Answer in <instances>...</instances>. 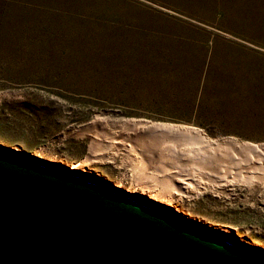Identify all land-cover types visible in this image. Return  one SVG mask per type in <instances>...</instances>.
I'll use <instances>...</instances> for the list:
<instances>
[{
  "label": "rangeland",
  "instance_id": "374dc122",
  "mask_svg": "<svg viewBox=\"0 0 264 264\" xmlns=\"http://www.w3.org/2000/svg\"><path fill=\"white\" fill-rule=\"evenodd\" d=\"M136 120L264 146V0H0L2 147L72 175L86 168L132 189L103 186L130 209L264 255V155L146 138ZM142 140L161 181L137 185L131 146ZM176 172L189 186L173 194L163 180Z\"/></svg>",
  "mask_w": 264,
  "mask_h": 264
},
{
  "label": "water",
  "instance_id": "95a60500",
  "mask_svg": "<svg viewBox=\"0 0 264 264\" xmlns=\"http://www.w3.org/2000/svg\"><path fill=\"white\" fill-rule=\"evenodd\" d=\"M11 150L0 145V264H264L237 236L240 247L190 238L163 213L130 209L87 182L102 184L93 177Z\"/></svg>",
  "mask_w": 264,
  "mask_h": 264
},
{
  "label": "bare ground",
  "instance_id": "6f19581e",
  "mask_svg": "<svg viewBox=\"0 0 264 264\" xmlns=\"http://www.w3.org/2000/svg\"><path fill=\"white\" fill-rule=\"evenodd\" d=\"M119 123V122H118ZM130 123V122H129ZM133 125V128L138 132V133H141V134H143V135H145V134H147V137L146 138H149V137H151V138H153V139H155L154 137H159L160 136V138H164L163 140H165V138H174V137H178V136H183L184 138H189V139H193V140H196V141H198L200 144L201 143H203V144H205L208 148H211V150L212 149H215V148H237L238 150H246V151H250V152H252V151H254V155H255V152H257L259 155H264V146H255V145H253V144H251V143H244V142H240V141H238L237 139H234V138H229V139H225V140H221L220 138L219 139H216V140H212V139H210V138H208L207 136H205L202 132H200L199 130H197V129H195V128H192V127H188V126H182V125H174V124H166V123H156V122H150V121H145V120H136V121H133V122H131ZM92 124H93V122H92ZM108 124V123H107ZM100 125V124H99ZM129 124H127V126H128ZM95 126V125H94ZM131 126V127H132ZM96 127V126H95ZM167 139V140H168ZM151 140V139H150ZM156 140V139H155ZM162 140V141H163ZM170 140V139H169ZM167 141V142H174V141ZM174 140H176L175 138H174ZM177 140H178V138H177ZM144 140H142V142H143ZM185 141V140H184ZM192 141V140H191ZM165 142V141H164ZM176 142H178V141H176ZM163 143V142H162ZM166 143V142H165ZM188 143V145H189V142H187ZM156 144H158V143H156ZM193 144V143H192ZM104 145V144H103ZM145 145H147L146 144V141H144L143 142V145H141L140 147L141 148H136L135 146H131V151L132 150H134L133 152H136L137 153V156H135L136 158H137V163H136V166H135V168H134V177H135V182L137 183V185H138V183H141V180L143 179H145V178H148V180H146L147 182H146V184L147 183H150V181L152 182L153 180H152V178H156V175H155V177H154V175H153V166L152 165H154V163L152 164V160L153 159H155V157H154V155L155 154H153L152 153V150H148V149H145L143 146H145ZM151 145V144H150ZM153 145H154V143H153ZM159 145V144H158ZM169 145V144H168ZM168 145H166V147L168 146ZM173 145H175V144H173ZM184 145V144H183ZM139 146V145H138ZM200 146V145H199ZM100 147V146H99ZM154 147V146H153ZM152 147V148H153ZM156 147V146H155ZM159 147H163V146H159ZM170 147V146H169ZM201 148H203L202 146H200ZM151 148V147H150ZM173 148V147H172ZM12 149V148H11ZM15 149H17V150H15V151H19V148H15ZM101 149V148H100ZM156 149H158V148H156ZM155 149V150H156ZM171 149V148H170ZM177 149V148H176ZM193 149V148H192ZM207 149V148H206ZM13 151H14V149H12ZM195 150V149H194ZM208 150H210V149H208ZM227 150V149H226ZM14 151V153L16 154V152ZM173 151V150H172ZM95 152V151H94ZM166 152V151H165ZM169 152V151H168ZM179 152H182V151H179ZM178 152V153H179ZM184 152V151H183ZM244 152V151H243ZM167 153V152H166ZM177 153V154H178ZM200 153V152H199ZM211 153V152H210ZM159 154V153H158ZM165 154V153H164ZM163 154V155H164ZM169 154V153H168ZM176 154V153H175ZM174 154V155H175ZM180 154V153H179ZM160 155V154H159ZM205 155H207V154H205ZM257 155V154H256ZM171 156V155H170ZM182 156V155H181ZM187 156V155H186ZM223 156V155H222ZM251 156V155H250ZM158 157V156H157ZM212 157H213V155H212ZM220 157V160H221V156H219ZM232 157V156H231ZM255 157H257V156H255ZM259 157V156H258ZM102 158V157H101ZM173 158H175V157H173ZM214 158V157H213ZM217 158V157H216ZM234 158V157H233ZM261 158V157H260ZM165 159V158H164ZM264 159V158H263ZM160 160V159H159ZM233 160H235V159H233ZM240 160V159H239ZM250 160V159H249ZM255 159L254 158H252V161H254ZM259 160H261V159H259ZM220 163L222 162V161H219ZM234 162V161H233ZM260 162H262V160L260 161ZM162 163V162H161ZM235 163V162H234ZM237 163H239L238 161H237ZM222 164V163H221ZM164 166V165H163ZM239 166V165H238ZM237 167V166H236ZM251 166H249V168H250ZM77 168H79V164H77V163H74L73 165H71V169L75 172V169H77ZM198 168V167H197ZM235 168V167H234ZM263 169V168H262ZM178 170V169H177ZM49 171V170H48ZM82 171H85V172H87V173H91V172H89L86 168H82ZM160 171V170H159ZM170 171H171V169H170ZM175 171V170H174ZM180 171V170H179ZM178 171V172H179ZM153 172V173H152ZM250 172V171H249ZM87 173H81L82 175L84 174H86V175H88ZM156 173V172H155ZM160 173V172H159ZM167 173H169V171L167 172ZM171 173V172H170ZM181 173V172H180ZM260 173V172H259ZM94 174V173H93ZM221 174V173H220ZM158 175H160V174H158ZM163 175V174H162ZM161 175V176H162ZM170 175V174H169ZM172 176H170L171 178L169 179V178H164V184H166V187H164V188H167V189H169V190H171V192L174 194V193H179V191H181L182 192V190L181 189H183V188H187L188 186H189V182H187V180H185L184 178H183V174H179V173H172L171 174ZM223 175V174H222ZM96 176V175H95ZM165 176V175H164ZM163 176V177H164ZM231 176V175H230ZM162 177V178H163ZM166 177V176H165ZM204 177V176H203ZM219 177H220V175H219ZM186 178V177H185ZM222 178V177H221ZM156 179H160V177H158V178H156ZM155 179V180H156ZM215 179V178H214ZM220 179V178H219ZM218 179V180H219ZM88 180V179H87ZM86 180V181H87ZM97 181L98 182H101V183H108V184H110L108 181L109 180H107V179H105L102 175H98L97 176ZM160 181H161V179H160ZM190 181V180H189ZM87 182H90V184H93V185H95V186H97V187H99V188H101V189H103L104 187V185H102V184H99V183H97V182H93V181H87ZM145 182V181H144ZM154 182V181H153ZM157 182V181H156ZM158 183H159V181H158ZM161 183V182H160ZM145 184V185H146ZM152 184V183H151ZM150 184V185H151ZM161 184H163V183H161ZM111 185V184H110ZM144 185V186H145ZM156 185V184H155ZM116 187V189L118 188V189H124L122 186H120L119 184H117V185H115ZM142 186V185H141ZM148 186V185H147ZM191 186V185H190ZM163 188V189H164ZM191 189V188H190ZM126 192H128V194H132V193H134V191L131 189H124ZM146 190V189H145ZM165 190V189H164ZM160 191V190H159ZM145 192V191H144ZM156 194V193H155ZM150 197H151V200L153 199V200H155V199H157V197H156V195H150ZM128 198V197H127ZM134 200V199H133ZM152 200V201H153ZM161 202H163L167 207L169 206V207H173V209L174 210H177V211H180L181 212V210L178 208V207H175L170 201H166V200H164V198H163V200L161 201ZM138 204H143L142 202H137ZM192 226V225H191ZM226 232H229V233H231V234H234V232L233 231H231V230H229V229H224ZM220 235V237L219 238H222V239H224V240H226V241H228V242H230L231 244H233V245H237L238 247H240V242H238V240H236V236L237 235H235V237H232V236H227V237H224V234H219ZM214 236V235H213ZM218 237V236H217ZM241 239V238H240ZM241 240H243V242H247V240H245V239H241Z\"/></svg>",
  "mask_w": 264,
  "mask_h": 264
},
{
  "label": "trees",
  "instance_id": "16d2710c",
  "mask_svg": "<svg viewBox=\"0 0 264 264\" xmlns=\"http://www.w3.org/2000/svg\"><path fill=\"white\" fill-rule=\"evenodd\" d=\"M200 88V86H198Z\"/></svg>",
  "mask_w": 264,
  "mask_h": 264
}]
</instances>
